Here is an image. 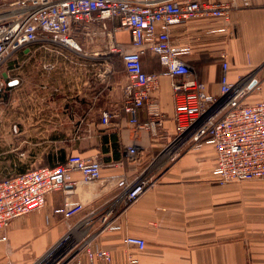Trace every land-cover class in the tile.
Wrapping results in <instances>:
<instances>
[{"label": "crops", "instance_id": "obj_1", "mask_svg": "<svg viewBox=\"0 0 264 264\" xmlns=\"http://www.w3.org/2000/svg\"><path fill=\"white\" fill-rule=\"evenodd\" d=\"M236 2L229 26L218 17L192 19L172 26L171 40L188 48L181 59L208 93H218L225 59L230 81L251 88L247 102L264 101V0H250L249 7ZM95 30L94 40L79 39L87 55L36 44L2 68L0 134L6 137L9 155L3 159L12 164V173L52 167L71 154L98 157L104 168L101 179L91 183L73 173L77 186L72 193L56 191L42 211L14 220L8 241H0V264H34L92 211L95 215L81 229L112 254L110 263L95 264H128L129 257L138 264H264V181L217 183L211 143L170 159L167 147L176 122L169 77H161L150 105L138 112L139 123L148 127L131 125L121 110L127 81L123 63L107 58L108 38ZM116 40L130 44V33L121 29ZM142 66L146 73L162 71L158 56L149 52ZM102 111L116 115L109 126L101 124ZM129 146L139 151L133 163L127 162ZM143 171L154 184L124 209L116 199V182ZM66 196L85 205L69 222L54 212ZM109 209L122 223L120 232H100L98 219ZM127 235L144 238L146 247L126 248L122 239Z\"/></svg>", "mask_w": 264, "mask_h": 264}, {"label": "built area", "instance_id": "obj_2", "mask_svg": "<svg viewBox=\"0 0 264 264\" xmlns=\"http://www.w3.org/2000/svg\"><path fill=\"white\" fill-rule=\"evenodd\" d=\"M241 1L244 7L251 5L250 0ZM236 7V0H0V96L6 84L2 68L14 54L36 44L52 43L87 55L79 39L84 36L94 40L98 37L97 28L108 38L107 58H117L123 63L127 81L121 110L129 116L131 125L138 129L148 127L139 123L138 112L150 105L161 77H169L173 80L176 122L175 138L167 147L170 159L211 143L216 152L217 183L264 181V101L247 102L251 88L230 81V66L225 59L221 64L219 91L208 93L205 84L194 77L193 68L181 59L188 48L176 47L171 40L172 26L192 19L218 17L229 26ZM113 22L117 24L111 25ZM121 29L130 33V44L116 40ZM146 52L158 56L160 73L143 70L142 56ZM222 56L226 58L225 53ZM115 117L110 111H102L101 124L109 126ZM13 132H19L17 125L13 126ZM138 153L136 146H129L127 162H135ZM103 168L104 163L98 157L71 154L52 167L27 170L0 180V241H8V229L14 220L42 211L50 194L63 191L68 195V187L77 186L73 173H80L84 182L91 183L101 179ZM154 181L146 171L132 179L121 177L116 182L119 190L116 199L127 209ZM84 209L81 201L66 196L63 205L54 212L69 222ZM95 213L92 211L72 225L34 264L110 263L111 252L81 229L82 223ZM98 225L100 232L123 229L113 209L99 217ZM122 241L126 248L146 247L145 239L139 236L127 235ZM128 264L138 262L129 257Z\"/></svg>", "mask_w": 264, "mask_h": 264}, {"label": "rangeland", "instance_id": "obj_3", "mask_svg": "<svg viewBox=\"0 0 264 264\" xmlns=\"http://www.w3.org/2000/svg\"><path fill=\"white\" fill-rule=\"evenodd\" d=\"M15 160L18 161V158H16ZM9 166H12V164L8 163L7 161H5V159L2 158V156H0V180L14 175V173H12V168H9Z\"/></svg>", "mask_w": 264, "mask_h": 264}, {"label": "flooded vegetation", "instance_id": "obj_4", "mask_svg": "<svg viewBox=\"0 0 264 264\" xmlns=\"http://www.w3.org/2000/svg\"><path fill=\"white\" fill-rule=\"evenodd\" d=\"M14 138L16 139L17 142L24 139V137H14ZM5 139L6 137H0V156H2V158L4 157L7 159L9 155V151Z\"/></svg>", "mask_w": 264, "mask_h": 264}, {"label": "water", "instance_id": "obj_5", "mask_svg": "<svg viewBox=\"0 0 264 264\" xmlns=\"http://www.w3.org/2000/svg\"><path fill=\"white\" fill-rule=\"evenodd\" d=\"M68 188H69V193H72L73 192L72 187H68Z\"/></svg>", "mask_w": 264, "mask_h": 264}]
</instances>
